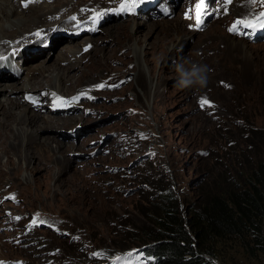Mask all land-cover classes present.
Wrapping results in <instances>:
<instances>
[{
    "label": "rangeland",
    "instance_id": "1",
    "mask_svg": "<svg viewBox=\"0 0 264 264\" xmlns=\"http://www.w3.org/2000/svg\"><path fill=\"white\" fill-rule=\"evenodd\" d=\"M12 1V8H17V13L21 11L18 9L20 0H0V35L17 28L18 19L27 14L21 11L6 20L2 11L5 13ZM38 1L44 3L41 9H59V13L65 15L81 8L82 16L75 20L60 16L53 25H66L67 19L76 23L80 18L79 23L87 28L91 27L88 23L93 15L91 10L99 12L104 5L117 9L120 0ZM157 1L154 0L151 8L141 9L138 17L124 12L123 17L105 22L94 34L51 43L44 50L50 52L48 57H45L47 53L42 54L26 65L20 63L14 74H0V84L22 88H12L5 96L0 95L4 105L8 97L19 102L14 111L29 109L44 118L58 114L76 116L79 120L37 131V137L41 141L48 139L52 147H55L54 139L66 146L63 153L66 167L59 170L52 169L54 165L46 157H39L38 163L29 153L28 166L40 164L37 171L30 172L24 161L14 154L0 153V264H102L119 251L114 246L119 235L137 233L136 227L142 225L144 207H137L142 195L160 191L167 184L178 196L182 212L189 203H197L204 160L215 151L217 144L214 143L221 141L224 131L235 128L233 113L237 107L245 102L248 107L264 106V35H259L264 34V30L229 31L237 18L264 11V6L259 2L248 5L246 0H232L229 4L224 0H209L211 8L203 14L202 25L196 28L197 0H171L167 12L155 7ZM186 13L190 18H186ZM165 14L168 16H162ZM46 16L48 19L50 14ZM176 19L181 20L184 31L191 34L172 35L173 27L169 25H161L166 30L156 37L158 30L134 28L132 31L128 26L115 38L107 34L122 22L125 25L162 24ZM48 31L46 27L44 39L51 35ZM58 31L73 33L74 28L59 27ZM37 32L43 33L35 28L23 39L39 43ZM214 32L217 37L211 36ZM164 36L172 41L157 50L153 37ZM89 37L91 42H85ZM119 39L123 40L120 44L116 41ZM234 41L245 46L236 49ZM81 42H84L82 46ZM87 44L91 49L85 52ZM66 47L70 60L59 61ZM0 49V57L15 56L19 52L26 55L24 58L30 55L27 54L30 48L26 51L9 43ZM56 61L55 68L42 70L41 65L51 66ZM177 62L183 63L185 68L206 64L210 69L207 85L189 89L176 87ZM68 63L75 66L70 68ZM36 64L37 69L31 71L30 65ZM58 67L62 69L60 74L68 67L64 75L71 78L61 91ZM32 77L42 79L43 85L28 84ZM100 84L105 87H95ZM79 89L88 96L73 95ZM53 93L64 98L79 96V99L68 98V105L64 107L73 106V109L54 113L49 107L53 110L63 106L54 104ZM29 96L31 99L26 98ZM202 97L213 106L201 107ZM255 120L258 126L264 127V111ZM138 157L142 158L136 161ZM154 199L153 196L151 200ZM242 253V250L231 251L229 258L235 264H264V254L247 259Z\"/></svg>",
    "mask_w": 264,
    "mask_h": 264
},
{
    "label": "trees",
    "instance_id": "2",
    "mask_svg": "<svg viewBox=\"0 0 264 264\" xmlns=\"http://www.w3.org/2000/svg\"><path fill=\"white\" fill-rule=\"evenodd\" d=\"M246 104L233 113L235 128L224 131L204 160L197 203L182 212L167 184L142 195V225L119 235L116 248L144 246L154 259L149 264H235L231 251L242 250L247 259L264 254V127L255 120L264 106Z\"/></svg>",
    "mask_w": 264,
    "mask_h": 264
},
{
    "label": "bare ground",
    "instance_id": "3",
    "mask_svg": "<svg viewBox=\"0 0 264 264\" xmlns=\"http://www.w3.org/2000/svg\"><path fill=\"white\" fill-rule=\"evenodd\" d=\"M85 1L86 0H79V3H84ZM56 2L64 3L63 0H59ZM43 4L44 3H42L38 0H32L31 3H28L27 7H24L22 0H20V3L18 5V9L20 8V10L22 11L23 14L25 12L27 14H24V16L22 15V17L20 19H18L19 26L17 28H13L10 31H4L3 30L4 32L2 31L3 33L0 35V47H3L6 43L11 44V46H20L22 48H25L26 51L28 50V48L37 47L38 50L40 51L38 53V55L37 54H30V55H27L26 58H24L25 54H23L22 52H19L17 55L14 53L15 56H13V55L11 56V54L2 55L1 57H3L4 59L0 60V66H2L3 64H6V65L14 64L17 67L20 65V63L21 64L24 63V65H26L33 58L38 57L42 54L44 55L48 52V50L44 51L45 49L39 47V45L34 43V41L28 42L27 40L23 39V37L25 35L28 36L30 34L29 32H32V30L35 28L37 30L40 29L43 31V33H40V35H36L37 37H39L37 40H39L41 42V43L40 42L39 43L42 44L45 42V43H48L50 46L51 43H54L56 41L72 40L73 38H75L76 36H79L81 34H89V33L94 34V33H96L97 29L101 25L105 24V22H109L112 20V18H115V17H123L126 14L125 13L123 15L124 12L117 13V12L113 11V12H109L106 16H103V18L99 19L98 22H96V23H93L92 20H89L88 23H91V28H89L90 30H87V28L84 27L85 25L81 24L82 22L79 23L80 18H77L76 23L67 19L68 23H66V25H65V23H58V24L53 25L54 21H57L60 16H63L65 18H67L66 16H68L69 18L77 17L79 15L82 16L81 8H79V10L75 13L71 12V13L65 15L64 12L59 13V9H57V10L51 9V11L49 8L48 9H46V8L41 9L42 7H44ZM119 4H120V1H119ZM11 5L14 6L13 1L8 4V10L5 13H4V10L2 11L3 16L6 20H8L11 17H14V15L17 13V8L13 9ZM78 5H80V4H77V6ZM67 6L68 5H66V8H67ZM210 6H211V4H209L208 11L211 8ZM222 6L223 5H221V7ZM244 7L246 9V4L244 5ZM102 9H109V7L104 5V7ZM64 10H67V9L64 8ZM20 12H18V13H20ZM47 14H50V17H48V19L46 16ZM139 14H140V11L137 9H135L134 12H131V15H133L135 17L140 16ZM146 14L150 15L149 13H146ZM166 15L168 16V14H165L162 16H166ZM156 16H161V15H156ZM209 16H210V12H208V18H209ZM181 23H182V21L181 20L178 21L177 19L171 20V21H164L162 24L157 23V22H155V23L153 22L150 24H144V23L139 22V23H133V24L125 25L122 22V23H119L117 25H114L107 32V34L109 36H112L115 38V36L123 34V33H121V30L123 28H125L126 26H128V28L130 27V29H132V31L134 28L138 29L139 31L143 28L158 30V31H156V34L154 33L155 34L154 36L156 37L159 34H161L164 30H166L165 29L166 25L173 27V30L171 29L172 32H170L172 35L175 34L176 36L182 37L183 35L191 34V32L187 33L184 31ZM50 24H51V26H50ZM161 25H165V27L162 28ZM67 26L70 28H74V32L70 33V35H66V36L63 33H66L67 31L63 32V33L61 32V34H60L58 31L59 27H63L65 29V27H67ZM192 26H193V28H195L194 25H192ZM46 27L49 28L48 33H51V35L49 34L50 36L48 38L44 39V37L46 36V33H45ZM193 33H194V31H193ZM33 34H31V35H33ZM211 36L217 37V33L214 32V33H212ZM31 38H32V36H31ZM33 38H35V37H33ZM70 38H72V39H70ZM156 39L157 38L153 37V42L155 41V43H156L155 48L157 50H160L162 47H164L166 44H168L169 42L172 41V39H169L165 36L157 39V41H156ZM48 40H49V42H46ZM119 40H116L119 44H120V42L121 43L123 42V40H121V39H119ZM128 41H129V39H128ZM68 42H70V41H68ZM85 42H91V38L89 37L87 39V41H85ZM83 43L84 42H81L79 45L82 46ZM71 45L72 44L70 43L68 46H70V48H71L72 47ZM87 46H89V44H87ZM233 46H234V48L238 49V48H243L245 45L241 42L236 43L234 41ZM85 47L86 46L84 45V48ZM89 49H91V47H88L87 51H85V52H88ZM68 50L69 49H67V47H66V50L64 48V51H63L64 53L59 55V58H58L59 61L64 60V61L69 62L70 59L68 58V55H69ZM0 51H2V50L0 49ZM49 53H47L45 55V57H48ZM27 54H29V52H27ZM19 56H21V57H19ZM19 59H21V60H19ZM56 65H57V61L54 62V65H51V66L50 65H41V68H42V70L43 69L49 70L50 67L54 66V68H55ZM68 66L70 68H73L75 65L73 63H68ZM37 67H38L37 64L35 66L30 65V70L35 71L37 69ZM67 68L68 67H66L61 72V74H60V71L62 69L60 67L57 68V70H59V72L57 74V78H58L57 80H58V89L60 91L63 88L62 86L66 82L71 80V78H69V75H64L65 70H69ZM5 75H9V74L7 72L1 73V76H5ZM137 81H138V79H137ZM42 82H43L42 79H38L36 77H34V78L32 77L31 79L28 80V84H30V85L37 84L39 87H41L43 85ZM87 87H89V86H87ZM14 88H16V90L22 89V88H18L17 86L16 87L10 86V84H0V95L5 96L6 91H8L9 89L14 90ZM70 89H73V87H70ZM82 90H84V89H82ZM86 90L87 89H85V91ZM79 91H81V90L80 89L77 90L76 91L77 93L73 92V93H75L73 95L83 94V95L88 96V94L83 93V91H81V92H79ZM31 94H32L31 96H36L35 93H31ZM44 94H45V92H44ZM44 94H42V95L40 94V95L44 96ZM73 95L67 96V98H72ZM67 105H68V103H67ZM17 106H19V102L17 100H11L8 97V101L4 105V103L1 102V99H0V153H3L5 155L14 154L16 156V158H18V160L24 161L26 168H28L30 170V172L37 171V169L40 166V164H36L35 166H32V167L28 166L30 163V160H29L30 154H32V156L34 158H37L38 163H40L39 157H42V156L46 157V159L49 160V162L53 163L54 166L52 169L57 168L59 170L60 168L64 167L66 165V162H67V159L63 157V153H64V151H66V148H65L66 146L63 143H61L60 141H58V140L56 141L54 139L53 143H55V147H52V145L49 143L48 139H44L41 141V139L39 137H37V131H38V129H40L42 127H52L54 125L58 126V127L61 125L65 126L66 124H68L70 122L73 123V122L79 121L78 118H76V116H65V115L60 116L58 114H55V116H53V117L44 118L43 116H41V115L37 114L36 112H33L29 109H27L26 112L25 111L16 112V111H14V109ZM43 107L47 109L46 105ZM49 109L51 112H54L52 110V108L49 107ZM71 109H73V106H68V107L63 106L62 110H59L56 112L60 113V112H63L66 110H71ZM56 112H54V113H56Z\"/></svg>",
    "mask_w": 264,
    "mask_h": 264
},
{
    "label": "snow or ice",
    "instance_id": "4",
    "mask_svg": "<svg viewBox=\"0 0 264 264\" xmlns=\"http://www.w3.org/2000/svg\"><path fill=\"white\" fill-rule=\"evenodd\" d=\"M32 0H22L23 6L27 7L28 3H31ZM147 0H120V4L119 7L117 9H101L99 12H97L96 10H91L93 12V15L89 18L93 21V23L98 22L99 19L103 18L104 15H107L109 12H134L135 9L146 3ZM232 0H224L225 4H229L231 3ZM260 3L262 6H264V0H246V3L248 5H254L256 3ZM206 5V0H198V3L195 6V27L199 28L202 23H203V19L202 16L203 14H207V9L205 7ZM165 11H167L165 9ZM186 18H190L188 13H186ZM71 19L75 20V17H72ZM190 27H192V25H190ZM241 28H245V29H253V30H264V11L258 12V13H252L249 16L246 17H242V18H237L236 21L233 22V25L230 26L229 31L230 32H235V33H239ZM36 35H40V32H37ZM91 47L86 46L85 51H87V48ZM4 59L3 57H0V60ZM223 83V82H222ZM119 85H112V87H118ZM95 87L98 88H102L105 87L104 84H100V85H96ZM54 97V104L58 107L61 106H67V101L68 98H64V97H59L56 96V94H52ZM83 95V94H81ZM28 99H31V97H26ZM79 96L77 97H72L71 100L75 101L78 100ZM33 103H37L36 100H32ZM200 106L201 107H205V106H213L211 104V102L207 99L202 97L199 101ZM16 219H20L19 217H16ZM40 223H44V221H40ZM93 255H99V253H93ZM126 255H131L126 254ZM116 260H122L124 259V256H119L115 258Z\"/></svg>",
    "mask_w": 264,
    "mask_h": 264
},
{
    "label": "clouds",
    "instance_id": "5",
    "mask_svg": "<svg viewBox=\"0 0 264 264\" xmlns=\"http://www.w3.org/2000/svg\"><path fill=\"white\" fill-rule=\"evenodd\" d=\"M175 70L179 74V77L176 81V87L180 89H189L196 87L203 88L208 83V74L210 69L206 64H192L191 67L185 68L183 63L177 62L175 65ZM151 244L152 243H148V246H150ZM129 253L131 255H126ZM119 256H124V259L116 260L115 258ZM109 257H112V260L119 262L118 264H149L154 261L151 256L148 257L145 254L144 246H136L125 250L119 249L118 252H115ZM214 261L216 262L217 260L214 259Z\"/></svg>",
    "mask_w": 264,
    "mask_h": 264
},
{
    "label": "water",
    "instance_id": "6",
    "mask_svg": "<svg viewBox=\"0 0 264 264\" xmlns=\"http://www.w3.org/2000/svg\"><path fill=\"white\" fill-rule=\"evenodd\" d=\"M139 159H141V157H140V158H138V160H139ZM136 161H137V159H136Z\"/></svg>",
    "mask_w": 264,
    "mask_h": 264
}]
</instances>
